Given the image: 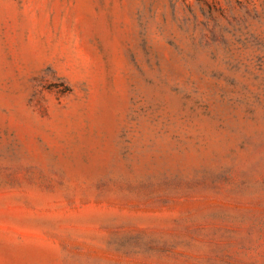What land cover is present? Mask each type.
I'll return each instance as SVG.
<instances>
[{"label": "rangeland", "instance_id": "obj_1", "mask_svg": "<svg viewBox=\"0 0 264 264\" xmlns=\"http://www.w3.org/2000/svg\"><path fill=\"white\" fill-rule=\"evenodd\" d=\"M0 264H264V0H0Z\"/></svg>", "mask_w": 264, "mask_h": 264}]
</instances>
